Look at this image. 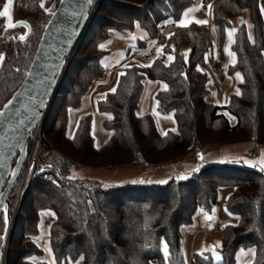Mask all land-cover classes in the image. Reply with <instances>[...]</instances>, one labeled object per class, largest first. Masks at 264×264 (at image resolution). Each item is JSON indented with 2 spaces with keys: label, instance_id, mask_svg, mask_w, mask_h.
<instances>
[{
  "label": "trees",
  "instance_id": "obj_1",
  "mask_svg": "<svg viewBox=\"0 0 264 264\" xmlns=\"http://www.w3.org/2000/svg\"><path fill=\"white\" fill-rule=\"evenodd\" d=\"M205 1L212 2L211 22L221 40L231 20L245 9L252 26V39L245 23L234 33L231 49L235 61L228 73H239L241 80L239 91L232 93L223 107L207 99V75L202 70L209 59L207 25L176 24L197 0H100L95 4L41 124L37 166L42 172L32 178L22 194L4 264H47L39 259L44 252L36 240L44 210L55 215L49 229L55 264H236L237 251L249 246L255 249L249 264H264V173L260 170L238 163H208L185 179L171 178L163 184L128 182L109 188L95 180L68 175L71 166L155 167L182 159L196 147L206 151L242 142L264 145L262 0ZM58 2L48 0L46 5L57 6ZM22 10L34 13L37 22L30 49L19 46L18 54L2 68L0 110L22 82L44 29L40 0H25ZM167 22L176 27L166 35L151 63L122 68L115 91L97 101L98 111L108 114L103 121L110 133L107 141L95 146L90 114L79 118L69 136V111L80 108L85 95L105 76L103 62L109 55L105 44L110 34L132 33L139 28L144 33L139 45L146 50ZM187 47L192 49L185 62L183 49ZM145 79L166 83V89L155 94L157 112L173 116L175 131L162 134L153 113L137 112ZM220 108L236 118L234 125ZM223 186L232 188L225 205L237 222L221 225V260L214 262L210 255L195 253L192 261H186L181 227L191 222L197 210L210 212ZM3 229L0 217V242Z\"/></svg>",
  "mask_w": 264,
  "mask_h": 264
},
{
  "label": "crops",
  "instance_id": "obj_2",
  "mask_svg": "<svg viewBox=\"0 0 264 264\" xmlns=\"http://www.w3.org/2000/svg\"><path fill=\"white\" fill-rule=\"evenodd\" d=\"M209 5H212L211 1L197 0V4L187 9L176 24L178 26H187L191 22L197 23L196 21L198 20H206L207 23L205 25L208 26L211 24L210 12L208 13V10L211 9ZM262 9H264L263 3H261V10ZM206 14H208V16ZM262 14L264 19V11H262ZM143 40L144 33H142L139 28H136L132 33L114 32L110 34V38L105 44V48L109 51V55L105 57L103 62L104 67L106 68L105 76L92 87L87 95H85L80 108L71 109L69 111V124L67 130L69 136H71V131L74 133L79 118L83 115L90 114L92 116V135L94 137L95 146H101L107 141L110 133L108 130H101V128L103 127V121L108 117V114L98 111L97 101L103 98L107 92L114 89L122 68L130 64L148 65L151 63L152 59H147L145 57V49L143 46L139 45V42ZM148 43L149 41L146 42V45H148ZM191 49V47L183 49L185 62L188 61ZM206 55L209 58L210 65L211 62H216L225 73L223 77H218L213 72L217 77L218 84L223 93V102H216V100L214 104L217 105L218 103H221V105L218 106L223 107L227 104L230 95L232 93H237L239 90L238 85L241 76L240 74L237 76V73H228V67L233 64L234 61L232 62L231 56L229 59H226L225 53L222 49L219 50L216 58L208 56V51ZM165 85L166 83L162 81L145 79L143 92L137 108L139 114L148 112L153 113L157 127L162 134L167 131H175L173 116H164L157 112L155 94L159 90L166 89L164 87ZM224 115L227 117L231 125L236 123V118L234 122V120L232 119L231 121L226 114ZM249 152L251 154H248ZM197 160L199 163H197ZM187 162L192 163L193 161L184 157L175 162L155 167L145 165L110 169L82 168V178L95 180L99 182L102 187L105 185L103 183L106 182V188L120 186L128 182L133 184L164 183L171 178L185 179L198 167L208 163H238L247 167L255 168L264 173V145L255 142L229 144L206 150L204 153L197 155V166L195 162L194 166L190 165V163L187 164ZM223 187L228 188L225 189V192L222 194L219 190ZM223 187L218 189L217 200L212 210L217 205L218 197H220L221 200L222 195H224L223 199L225 198L226 201L228 195L232 192L231 187ZM212 210L210 212H206L202 209L197 210L194 213L191 222L181 227V250L186 261H192L195 253L211 256L213 248L217 246L218 242H220L221 237L219 235H210L208 229L213 224H222L230 222L232 219H236L235 216L230 215L229 213L217 211L212 213ZM39 259L45 261L44 255Z\"/></svg>",
  "mask_w": 264,
  "mask_h": 264
},
{
  "label": "water",
  "instance_id": "obj_3",
  "mask_svg": "<svg viewBox=\"0 0 264 264\" xmlns=\"http://www.w3.org/2000/svg\"><path fill=\"white\" fill-rule=\"evenodd\" d=\"M95 0H59L40 36L28 70L0 110V264L12 232V192L20 179L28 144L45 119L67 59L88 23ZM11 6L9 7V9Z\"/></svg>",
  "mask_w": 264,
  "mask_h": 264
},
{
  "label": "rangeland",
  "instance_id": "obj_4",
  "mask_svg": "<svg viewBox=\"0 0 264 264\" xmlns=\"http://www.w3.org/2000/svg\"><path fill=\"white\" fill-rule=\"evenodd\" d=\"M264 4V1L262 0V2ZM56 6L51 5L48 10H47V16H46V22L49 20V18L51 17L52 12L55 10ZM210 12V9L208 10V13ZM208 16V14H206ZM206 16V17H207ZM247 24V31L249 34L250 39H252V26L250 23V19H249V12L248 9H245L242 14L236 18H233L231 20V26H229L226 30H225V36L223 38V40L220 39V35L219 32L217 30V28L214 26V24L211 22V24H209L207 27L209 29V46H208V52L209 55L208 56H212L213 58H216L218 56V52L219 50H223L225 53V57L226 59H229V57L231 56L232 58V62L235 61V55L231 49V44L233 42V38H234V33L237 29V27L241 24V23H245ZM229 33H231V36H229ZM208 58V57H207ZM169 61V58L168 60ZM202 70L206 72L207 75V87L209 89V94L207 96L208 100H211L213 103L216 102H223V93L220 89V86L218 84V80L217 77L214 75L213 71L211 70V66L209 63V59L205 60V64L202 66ZM239 91V90H238ZM237 91V92H238ZM217 105H221V103H218ZM220 112L226 114L228 116V118L232 121V119L235 122V117L233 115H231L225 108H220L219 110ZM105 128H101V130H104ZM107 131V130H106ZM72 135V131L70 132ZM30 148V145L29 147ZM190 163V165L194 166V162H187V164ZM197 163L198 160H197ZM82 168L81 167H76V166H71L69 169V177L71 178H82ZM167 182V181H166ZM165 183V182H164ZM103 184H107L106 182H104ZM159 184H163V183H159ZM104 185V188H106V186ZM22 186V181L19 183V185L15 188H13V192H12V198H15V195L19 193L20 188ZM228 187H223L221 188L219 191L225 192V189H227ZM222 195V199L220 200V197H218V202L216 207L212 210V213L217 212H225V213H229L226 210V201L225 198L223 199ZM17 197V196H16ZM221 201V202H220ZM225 201V202H224ZM214 215V214H213ZM231 215V214H230ZM55 215L52 211L50 210H44L41 212L40 214V222H39V234L37 237V242H39L41 244V247L44 251V259L48 264H54L53 262V258H52V253L50 250V234H49V229H50V224L52 222V220L54 219ZM231 223H236V219H232V221H230ZM1 243V242H0ZM165 246L166 243L163 242L162 243V251L164 253V255L166 256L168 253V250L165 251ZM167 247V246H166ZM8 248V243H7V247L5 250H7ZM220 242H218L217 246H215L213 248L212 251V258L214 260V262H218L221 260V254H220ZM6 252V251H5ZM254 255H255V249L253 246H249V247H242L240 248L237 253H236V264H249L250 262L253 261L254 259ZM217 257H219V259H217ZM69 264H77L76 261H71Z\"/></svg>",
  "mask_w": 264,
  "mask_h": 264
},
{
  "label": "flooded vegetation",
  "instance_id": "obj_5",
  "mask_svg": "<svg viewBox=\"0 0 264 264\" xmlns=\"http://www.w3.org/2000/svg\"><path fill=\"white\" fill-rule=\"evenodd\" d=\"M47 1L40 0V5H43V7H41L39 14L42 17L44 26L47 23L45 21L47 10L51 6L50 4L46 5ZM7 3L8 0H0V12H3ZM23 4H25V0H12L9 15L0 16V55L4 57L0 61V74L7 61L18 54L19 46L23 45L29 50L32 44L37 16L34 13H25L22 10ZM9 25L13 26L10 27ZM20 37H23V39H20Z\"/></svg>",
  "mask_w": 264,
  "mask_h": 264
},
{
  "label": "built area",
  "instance_id": "obj_6",
  "mask_svg": "<svg viewBox=\"0 0 264 264\" xmlns=\"http://www.w3.org/2000/svg\"><path fill=\"white\" fill-rule=\"evenodd\" d=\"M100 1V0H95L94 1V5ZM93 9V8H92ZM92 11V10H91ZM176 27L175 23H171V22H167L164 25H162L160 27V30L157 34V36L155 37V39L152 41V43L150 44V46L145 50V57L147 59H153L158 51L161 49V47L164 44V40L166 38V35ZM211 70L218 76V77H223L224 76V71L217 65L216 62H211ZM43 120L39 123V125L36 127V132L33 134V138L31 141V145L30 148H28V154H27V159H26V163L22 172V175L20 177L21 181H22V188H20L19 193L16 195V199H15V203L13 204V209L11 210V224H13L14 222V217L16 216V212L18 209V205L20 203L22 194L24 192V190L26 189V187L28 186L29 182L32 180V178L38 174L42 172V169L40 167L37 166L38 163V159H39V155L41 153L40 151V143H41V131H40V127L42 124ZM205 152V148L203 147H196L194 148L190 153L187 154V158L193 162H195L196 166V158L197 155L204 153ZM248 154H251L250 152ZM223 224V223H222ZM221 223L219 224H213L211 225V227L208 229V233L210 235H219L221 234ZM39 243V242H38ZM39 245L41 246V244L39 243ZM6 251V250H5ZM5 252L1 261V264H4L5 262Z\"/></svg>",
  "mask_w": 264,
  "mask_h": 264
},
{
  "label": "snow or ice",
  "instance_id": "obj_7",
  "mask_svg": "<svg viewBox=\"0 0 264 264\" xmlns=\"http://www.w3.org/2000/svg\"><path fill=\"white\" fill-rule=\"evenodd\" d=\"M11 4H12V0H8V3L4 6L3 12H0V16H8L9 15V7L11 6ZM41 7H43V5H41ZM209 7H211V6L209 5ZM262 11H264V9H262ZM196 22L199 24H206L207 23L206 20H198ZM9 26L11 27L13 25H9ZM137 26H139V25H137ZM229 36H231V33H229ZM20 39H23V37H20ZM101 47H103V46H101ZM3 59H4V57L2 55H0V61H2ZM171 59H172V57L170 56L169 60H171ZM237 76H239V73H237ZM164 87L166 88L167 86L165 85ZM112 91H115V89H113ZM165 251H167L166 246H165ZM81 259H83V257H81ZM217 259H219V257H217Z\"/></svg>",
  "mask_w": 264,
  "mask_h": 264
}]
</instances>
